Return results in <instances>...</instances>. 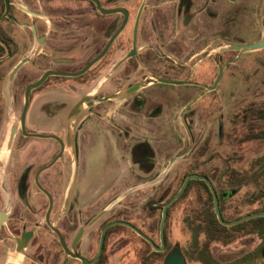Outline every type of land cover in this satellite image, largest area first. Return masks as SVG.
Listing matches in <instances>:
<instances>
[{"label":"flooded vegetation","instance_id":"af4514ba","mask_svg":"<svg viewBox=\"0 0 264 264\" xmlns=\"http://www.w3.org/2000/svg\"><path fill=\"white\" fill-rule=\"evenodd\" d=\"M7 1L6 9L0 0V264H82L75 255L105 264L110 238L120 243L124 232L137 235L111 225L95 258L100 231L113 221L132 224L159 245V237L128 217L132 202H116L92 220L108 194L111 200L122 192L120 180H154L171 157L188 161L173 180L217 176V167L208 171L191 154L195 133L207 123L215 120L221 134L218 90L235 53L216 51L220 0H97L102 10L94 0ZM260 58L264 66V54ZM224 62L220 81L201 93ZM203 116L209 119L204 126ZM253 121L243 122L261 125ZM97 153L114 177L108 186L89 180ZM169 169L156 181L172 179ZM225 193H216L218 206ZM173 194L158 188L146 209L153 214ZM166 248L164 232L158 252Z\"/></svg>","mask_w":264,"mask_h":264},{"label":"rangeland","instance_id":"374dc122","mask_svg":"<svg viewBox=\"0 0 264 264\" xmlns=\"http://www.w3.org/2000/svg\"><path fill=\"white\" fill-rule=\"evenodd\" d=\"M229 1L233 2L221 0L219 2V46L257 40L264 31V0ZM234 53L236 55V51ZM263 54L264 48L243 52L225 70L218 90L217 118L221 126V134H217L215 120L204 126L209 120L204 116L201 119L204 129L195 133L197 141L194 154L197 153V149L204 148L203 155L198 156L203 160L202 168L210 171L211 167H217L218 173L222 170L224 174L222 181L227 179L228 170L236 172L238 177L248 175L246 178L249 181L234 190L231 185L225 183L223 189L226 191L225 195L230 193V190L233 191L223 197L220 209L224 218H240L259 209L263 204L262 199H252L251 196L254 191L264 188L262 178H259L258 182L254 179L256 171L254 161L264 153V66L260 63V56ZM246 117L252 118L254 123L261 125L248 126L249 122L244 123ZM194 154L192 156L196 157ZM96 156L89 161V180L96 186H108L113 182L114 177H110L108 171H103L108 167L103 161L102 153H97ZM186 162L188 161L177 159L170 166L169 173L172 179L169 181L126 180L121 186L122 192L117 195L118 198L121 197L118 201H115V198L109 200L111 195L108 194V204L112 203L110 208H114L116 202L125 205L132 202L134 207L128 211V217L141 226L142 230L149 231L153 239L157 240L163 203L161 205L157 203L159 207L152 214L150 208L146 209L148 202H155L158 188L167 186L170 194L174 193L181 181L173 180V176ZM230 182L232 180L228 183ZM130 185L132 192L122 197ZM188 189L189 191L175 200L168 209L164 231L167 238L166 251L158 252L151 248L157 254H147V245L139 239V236L124 232L119 235L122 236L120 243L110 238L106 244L105 264H163L166 252L174 246L178 247L184 264H264V240L260 231L255 229L253 222L244 220L226 226L225 232L230 235L229 241L225 243L219 240L208 242L201 230L194 229L193 225L202 223L197 217L195 219L192 217V211L200 209V198L206 200L207 195L202 185L196 183L191 184ZM197 191L201 197L195 194ZM153 220L157 227L153 225L154 227L151 228ZM117 229L119 227L111 231ZM115 236L116 234L111 235V237Z\"/></svg>","mask_w":264,"mask_h":264},{"label":"water","instance_id":"95a60500","mask_svg":"<svg viewBox=\"0 0 264 264\" xmlns=\"http://www.w3.org/2000/svg\"><path fill=\"white\" fill-rule=\"evenodd\" d=\"M94 1L98 5V7L102 10V8L99 6L97 0H94ZM5 6H6V9H7L8 8V1L7 0H5ZM106 11L107 12H110V11H114V10H106ZM123 11H125V10H123ZM263 46H264V31L261 33L260 37L257 40H255V41L248 42V43H240V44H225V45L219 46L216 49V51L217 52H221V51H224V50H233V51H236L235 57L233 59H231V60L228 61V62H234L236 60V58L241 53H243V52H250V51H256V50L261 49ZM23 61L24 60L20 61L15 66L14 69H16L17 67H19ZM225 64H226V62H224L222 65L219 66L218 75H217L215 81L211 85L204 86V90L201 93H204L205 91L211 90L212 88H214L217 85V83L220 81V78L222 76V72H223V68H224ZM30 87H32V86H29L28 89ZM126 91L127 90H125L123 92H126ZM191 102H193V101H191ZM13 135H14V130L11 127L7 131V134H6V137H5V144H4V147L2 148V152H1V157L3 156V152H5V150H7L8 144L12 140ZM180 155L171 157L169 159L167 165L165 166V168H164V170L162 171L161 174H164L169 169V167L171 166V164ZM2 164L3 163L0 160V168H2V166H3ZM161 174L156 179H154V180H158V178L161 177ZM190 179H201V180H203L206 183V185L208 186V189L210 191L211 198H212V209H213V212L215 214V217H216L217 221L220 224L225 225V226H230V225L239 223L240 221L248 220V219L255 218V217L264 216V208H263L262 210H260L258 212H254V213H251V214H246L244 216H241L240 218H236V219H232V220H224L222 218L221 212L219 210V206H218V196H217V194H216V192H215V190H214V188H213L210 180L206 176H204V175L197 174V173H191V174H188L187 176L184 177V179L182 180V182H181L180 186L178 187V189L176 190V192L162 206L161 214H160V219H159V224H158L159 245H156L149 237H147L145 234H143L139 229H137L132 224H130L128 222H125V221H113V222H110V223H107L106 225H104L103 228L100 231L99 241H98V246H97V252H96L95 258L97 257V255L100 252V249H101V246H102V240H103L105 231L111 225L118 224V223L123 224V225H126L129 228H131L139 237H141L143 240H145L151 246V248L153 250H155V251H163V249H164V225H165V220H166V215H167V208L179 197V195L185 189V187H186V185H187V183H188V181ZM151 181H153V180H151ZM127 192H129V190L126 191V192H124V194L122 195V197ZM120 198L121 197H119V198L116 197L115 198V201L116 200H119ZM111 205H112V203L107 204V206L100 213H98L94 217V219L92 220V222L94 220H96L103 212H105L106 210H108ZM80 233H81V230H79L77 232V234L75 236V241L78 238V236L80 235ZM62 246H63L65 252H67V248L64 245H62ZM75 256L78 257V258H80L82 260V264H90V262L89 261H85V259H83V257H81L79 255H75ZM163 264H184L183 257L180 254L178 247L175 246V247H173L171 249V251L165 256L164 261H163Z\"/></svg>","mask_w":264,"mask_h":264},{"label":"trees","instance_id":"16d2710c","mask_svg":"<svg viewBox=\"0 0 264 264\" xmlns=\"http://www.w3.org/2000/svg\"><path fill=\"white\" fill-rule=\"evenodd\" d=\"M203 151H204V148L201 147L200 149H197L196 154H194V152H195L194 151L191 154V156L193 154L196 157H198L199 155H203ZM254 162L256 165V171L254 173V175H255L254 179L256 182H258L259 178H262V181L264 182V154L259 155L257 160ZM216 175L217 176L214 179L210 180V182H211L216 193H219V192L223 191V189H225V186H224L225 183H226V185H231V187H233V189H235V188H239L241 185H243L244 183H247L249 181V179L246 178V176H248L247 174H244L242 177H238L237 173L234 172L233 170H232V172L230 170H228L227 175H226L227 179L225 181L221 180V178L224 175L222 170H220L219 173L216 172ZM231 180H232V182L228 183ZM193 183H199L200 185H202L204 191L207 194V199L205 200V204L203 205V207L198 209L197 211H195V210L192 211V217H194V219L197 217L200 220V223L202 222V224H203L202 225V224L196 223V225H193L194 229L201 230L204 233L205 238L208 242L219 240V241H222L223 243H225V242L229 241V235L230 234H227L225 232L226 226L220 224L217 221L215 214L213 212L212 198H211V194L209 192L208 186L202 180H189L187 187L185 188V191ZM179 184H180V182H179ZM262 192L264 193V188H261V190H256L251 194L252 199L253 198L262 199L263 204L259 209L255 210V211H251L247 214L258 212L264 208V194L262 195ZM220 208H221V206L219 205V210L221 212ZM221 215H222V213H221ZM222 218L224 220H232V218L231 219L230 218H224L223 215H222ZM248 220L253 222L254 227H256L255 229H258L257 230L258 232L260 231V235L262 236V238L264 240V216L255 217V218H251ZM155 224L156 223L154 222L153 225L155 227H157V224L156 225ZM139 239L147 245V249H146L148 251V252H146L147 254H149V253L157 254L156 252L151 250V246L145 240H143L142 238H139Z\"/></svg>","mask_w":264,"mask_h":264},{"label":"crops","instance_id":"0c3cea01","mask_svg":"<svg viewBox=\"0 0 264 264\" xmlns=\"http://www.w3.org/2000/svg\"><path fill=\"white\" fill-rule=\"evenodd\" d=\"M81 176H84V174L81 173L79 177H81ZM125 181L126 180L124 178L119 181V183L121 184V186H123L125 184Z\"/></svg>","mask_w":264,"mask_h":264}]
</instances>
